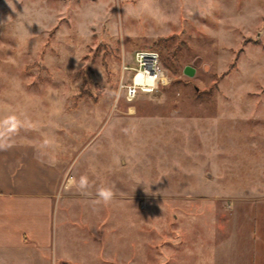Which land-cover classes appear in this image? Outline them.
I'll list each match as a JSON object with an SVG mask.
<instances>
[{
	"label": "rangeland",
	"instance_id": "1",
	"mask_svg": "<svg viewBox=\"0 0 264 264\" xmlns=\"http://www.w3.org/2000/svg\"><path fill=\"white\" fill-rule=\"evenodd\" d=\"M0 134L61 168L40 264H264V0H0Z\"/></svg>",
	"mask_w": 264,
	"mask_h": 264
},
{
	"label": "crops",
	"instance_id": "2",
	"mask_svg": "<svg viewBox=\"0 0 264 264\" xmlns=\"http://www.w3.org/2000/svg\"><path fill=\"white\" fill-rule=\"evenodd\" d=\"M60 178L61 168L38 152L33 136L0 134V264L15 257L27 262L16 251L33 247L38 249L32 264L46 261L52 197ZM37 198L46 201L42 209Z\"/></svg>",
	"mask_w": 264,
	"mask_h": 264
},
{
	"label": "built area",
	"instance_id": "3",
	"mask_svg": "<svg viewBox=\"0 0 264 264\" xmlns=\"http://www.w3.org/2000/svg\"><path fill=\"white\" fill-rule=\"evenodd\" d=\"M133 58L135 66L122 65L123 70H132L131 80L127 83L121 81L118 86L119 90L124 87L128 98L133 97L139 90H156L170 80L156 49L138 48L134 50Z\"/></svg>",
	"mask_w": 264,
	"mask_h": 264
},
{
	"label": "clouds",
	"instance_id": "4",
	"mask_svg": "<svg viewBox=\"0 0 264 264\" xmlns=\"http://www.w3.org/2000/svg\"><path fill=\"white\" fill-rule=\"evenodd\" d=\"M114 193L111 189H103L99 192V197L106 204L112 200Z\"/></svg>",
	"mask_w": 264,
	"mask_h": 264
},
{
	"label": "bare ground",
	"instance_id": "5",
	"mask_svg": "<svg viewBox=\"0 0 264 264\" xmlns=\"http://www.w3.org/2000/svg\"><path fill=\"white\" fill-rule=\"evenodd\" d=\"M139 75V74H138Z\"/></svg>",
	"mask_w": 264,
	"mask_h": 264
},
{
	"label": "trees",
	"instance_id": "6",
	"mask_svg": "<svg viewBox=\"0 0 264 264\" xmlns=\"http://www.w3.org/2000/svg\"><path fill=\"white\" fill-rule=\"evenodd\" d=\"M160 57V56H159Z\"/></svg>",
	"mask_w": 264,
	"mask_h": 264
}]
</instances>
